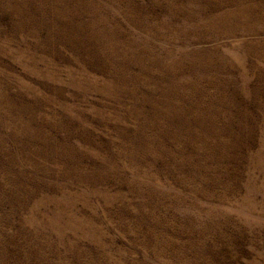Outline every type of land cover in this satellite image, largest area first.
<instances>
[{
	"label": "rangeland",
	"instance_id": "374dc122",
	"mask_svg": "<svg viewBox=\"0 0 264 264\" xmlns=\"http://www.w3.org/2000/svg\"><path fill=\"white\" fill-rule=\"evenodd\" d=\"M0 264H264V0H0Z\"/></svg>",
	"mask_w": 264,
	"mask_h": 264
}]
</instances>
